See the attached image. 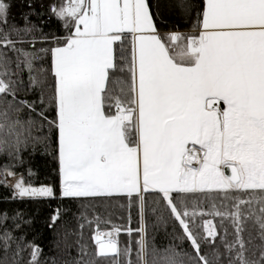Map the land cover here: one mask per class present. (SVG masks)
<instances>
[{
    "label": "snow or ice",
    "instance_id": "1",
    "mask_svg": "<svg viewBox=\"0 0 264 264\" xmlns=\"http://www.w3.org/2000/svg\"><path fill=\"white\" fill-rule=\"evenodd\" d=\"M14 2L0 0V156L22 164L26 148L47 150L55 134L60 198L137 202L139 227L126 229L139 236L135 248L120 246L110 219L82 211L97 224V250L78 244L74 264H264V0H206L192 33L159 31L150 0H60L49 11L64 21L63 38L44 34L31 11L22 27L10 22ZM47 42L56 46L36 49ZM14 167L0 165L11 199L56 198L52 185L33 186ZM212 192L222 194L223 211L215 202L203 210L200 194ZM205 215L221 218L223 234L212 220L199 222ZM169 219L182 235L158 247L149 228ZM28 223L22 212L0 211V264H22L25 249L28 264H38L40 246L15 234Z\"/></svg>",
    "mask_w": 264,
    "mask_h": 264
},
{
    "label": "trees",
    "instance_id": "2",
    "mask_svg": "<svg viewBox=\"0 0 264 264\" xmlns=\"http://www.w3.org/2000/svg\"><path fill=\"white\" fill-rule=\"evenodd\" d=\"M33 3L34 7L29 10L26 7L25 0H15L11 10L10 22L18 26L24 25L22 17L33 12L30 15L32 23L43 29L44 34L49 38L55 35L63 38L68 35V29L64 27V21L56 17L49 11V5L52 3H60V0H27ZM184 0H150L153 6L154 21L157 28L162 33L168 32H182L192 33L193 24L196 22V14L200 12L204 5V0H187L192 7L185 10L183 7H175V4H182ZM165 4L168 6L165 7ZM39 13V15L35 14ZM15 38V37H13ZM131 36L128 34V43H125V48H130ZM56 46L54 43H37L36 49L41 47L51 48ZM28 48V45H24ZM11 55V54H10ZM50 54L44 57V67H50ZM25 82H27L26 74H24ZM23 98V97H22ZM31 98V97H29ZM54 116L52 113L49 118ZM56 137L52 136L51 146L45 149L44 145H36L35 149L31 146L26 148L21 157L22 164H18L16 160L8 156H0V165L12 164L15 167L12 169L17 173H25L26 181H30L33 186L42 184L52 185L56 190V198H41L13 200L11 199L13 189L9 187L0 186V211L7 212L9 217H13L17 211L24 214L26 220L31 223L22 224L21 228L16 231V235H23L26 242H34L42 249V253L38 258V264H74V258L77 256L78 244H85L88 247V252L95 253L97 246L93 239L97 224L95 222L89 224L87 220L80 218V213L87 209L86 216L91 220L95 214H99L101 219H110L112 225L120 226L121 233L118 237L121 247L125 246L129 241L133 242L135 248V240L139 238L138 234L133 232L128 235L126 229L128 227L136 229L139 227V215L137 210V202L134 198L124 196L115 197L110 200H100L92 198H60V174L59 162L57 159ZM31 169L33 176L26 175L27 170ZM205 195L209 198L205 199ZM221 193L212 192L209 194H200L203 201V210L206 213L213 211L212 203L215 202L217 209L220 208ZM147 199L152 202L158 199L154 192L146 194ZM227 203V201L225 202ZM94 209V210H93ZM59 210L61 213L60 219L53 227H49L51 217ZM167 215V213H165ZM203 220H212L217 225V231L222 233L221 218L213 215H205L199 222ZM13 224L12 219H9L7 227L11 228ZM83 225V228L80 227ZM223 225L228 229V239H233L232 226L230 221L224 220ZM101 231L111 230L112 227L106 224L99 225ZM154 234L155 242L158 247L167 245L172 241L174 235H182L181 227L174 220L169 219L166 224L158 225L155 229L149 228V238ZM247 239V233L244 234ZM254 237L252 245H259L257 233L252 232ZM178 243V242H176ZM13 250L15 244H13ZM182 247L191 252L190 244L185 241ZM208 250V249H206ZM223 251V249H221ZM31 249H25L23 252L22 264H28L30 259ZM2 255V253H0ZM11 259V253H9ZM134 258V257H133ZM97 264H110L107 258L97 261Z\"/></svg>",
    "mask_w": 264,
    "mask_h": 264
},
{
    "label": "crops",
    "instance_id": "3",
    "mask_svg": "<svg viewBox=\"0 0 264 264\" xmlns=\"http://www.w3.org/2000/svg\"><path fill=\"white\" fill-rule=\"evenodd\" d=\"M206 2V0H204V3ZM131 36V35H130ZM220 107L221 108H223L224 107V104H223V102H221V105H220ZM192 145L191 144H189V147H191ZM196 148H197V150H199V145H196L195 146ZM194 164H195V162H194ZM226 165H222L221 167H222V170H224V167H225ZM225 172V171H224Z\"/></svg>",
    "mask_w": 264,
    "mask_h": 264
},
{
    "label": "water",
    "instance_id": "4",
    "mask_svg": "<svg viewBox=\"0 0 264 264\" xmlns=\"http://www.w3.org/2000/svg\"><path fill=\"white\" fill-rule=\"evenodd\" d=\"M223 171H225V174L226 175H230L231 174V170L227 166L224 167V170Z\"/></svg>",
    "mask_w": 264,
    "mask_h": 264
},
{
    "label": "rangeland",
    "instance_id": "5",
    "mask_svg": "<svg viewBox=\"0 0 264 264\" xmlns=\"http://www.w3.org/2000/svg\"><path fill=\"white\" fill-rule=\"evenodd\" d=\"M8 180H9L10 183H14V181L12 180V177H8ZM106 231H109V230H106ZM110 231H112V229H111ZM102 232H103V231H102ZM118 237H119V236H118ZM118 237H117V238H118Z\"/></svg>",
    "mask_w": 264,
    "mask_h": 264
},
{
    "label": "bare ground",
    "instance_id": "6",
    "mask_svg": "<svg viewBox=\"0 0 264 264\" xmlns=\"http://www.w3.org/2000/svg\"><path fill=\"white\" fill-rule=\"evenodd\" d=\"M105 239H107V238H105Z\"/></svg>",
    "mask_w": 264,
    "mask_h": 264
},
{
    "label": "built area",
    "instance_id": "7",
    "mask_svg": "<svg viewBox=\"0 0 264 264\" xmlns=\"http://www.w3.org/2000/svg\"><path fill=\"white\" fill-rule=\"evenodd\" d=\"M110 231V230H109ZM118 239V238H117Z\"/></svg>",
    "mask_w": 264,
    "mask_h": 264
}]
</instances>
